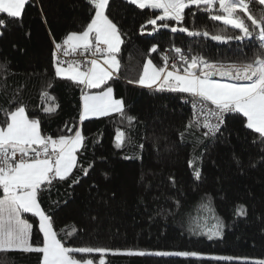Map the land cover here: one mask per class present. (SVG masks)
Instances as JSON below:
<instances>
[{"label": "trees", "instance_id": "1", "mask_svg": "<svg viewBox=\"0 0 264 264\" xmlns=\"http://www.w3.org/2000/svg\"><path fill=\"white\" fill-rule=\"evenodd\" d=\"M252 10L258 15L260 6L253 4ZM157 13L159 10L139 9L127 0H110L106 12L117 24L124 43L117 54L121 67L105 87H111L114 97L123 101L126 116L135 117L131 124L118 113L81 122L82 86L55 75L54 41L62 43L70 32L83 31L94 14L88 0H29L22 18L0 14L6 21V26L0 27V64L6 65L0 69V124L6 121V111L23 105L29 118L40 121L43 135L58 138L79 129L86 138L70 178L54 181L38 197L65 246L264 259V141L246 129L245 118L235 113L226 115L215 135L206 136L196 125L187 128L193 121L190 105L184 100L188 94L129 83L139 79L147 60L164 66L162 57H169L168 62L176 58L175 48L189 59L200 56L227 66L253 59L258 42L212 40L210 36L225 26L195 6L185 10L182 25L168 21L169 28L153 32V25L147 22ZM171 26L206 30L210 36L173 33ZM223 34L234 36L239 30L228 27ZM154 45L156 51H151ZM44 93L55 98V112H44ZM117 130L126 134L121 147L116 146ZM193 156H199V179L189 167ZM76 179L79 183H73ZM240 207L246 215H237ZM23 216L33 225L31 242L39 246L43 237L38 217ZM217 223L223 225L221 235L209 238L208 230ZM41 255L0 251V264H40ZM75 255L95 261L105 257L104 264L253 262L216 261L200 255Z\"/></svg>", "mask_w": 264, "mask_h": 264}, {"label": "snow or ice", "instance_id": "2", "mask_svg": "<svg viewBox=\"0 0 264 264\" xmlns=\"http://www.w3.org/2000/svg\"><path fill=\"white\" fill-rule=\"evenodd\" d=\"M139 9L159 10L160 14L147 23L153 25V32L160 28H169L168 21L181 24L185 19V10L193 6L199 11L209 14L212 21L225 26L215 35L208 31H192L186 27L171 26L173 33L179 31L191 37L203 36L214 41L226 43L230 40H256L258 49L254 58L227 66L214 64L200 56L190 59L181 54L180 48L174 51L181 61L180 65L168 64L169 57L164 56V66H156L151 60L143 64V69L136 81L142 87L155 91L186 93L192 97L194 120L186 126L203 127L208 131L205 135H215L224 125L226 115L235 113L245 118L244 126L258 134L264 141V0H127ZM29 0H0V14L8 18H22V13ZM94 14L83 31L70 32L62 43H56L53 52L55 75L71 80L82 86L80 121L91 117L108 116L118 113L131 124L135 117L126 116L124 103L113 96V89L105 87L118 72L121 62L117 54L124 43L121 32L106 14L110 0H88ZM260 6L259 14H254L252 5ZM195 15V13H193ZM157 21H160L159 25ZM250 22V23H249ZM6 21L0 19V27ZM145 26H141L143 33ZM230 27L239 30L234 36L224 35ZM151 51H156L154 45ZM64 56L76 54L91 56V59L62 60ZM102 59V63H101ZM66 65V66H65ZM6 65L0 64V69ZM220 77V79H216ZM51 87V85H49ZM100 92L85 90L102 89ZM46 98L44 112L53 113L58 107L55 98L42 94ZM51 102V103H48ZM6 121L0 124V251H22L39 253L40 264H94L92 259H78L75 254H104L106 248L67 247L58 238L54 230L52 218L42 210L39 194L54 181H65L70 178L78 166V153L85 147V137L79 129L74 135H61L58 138L45 136L41 132L40 121L31 119L23 105L6 111ZM200 116H203L201 121ZM69 131H72L69 129ZM181 133V137H183ZM116 146L121 147L126 141V134L120 130L116 133ZM91 165H89V168ZM189 167H194L189 161ZM84 175L88 169H83ZM199 179V169H194ZM79 183V179L73 181ZM204 207H207L205 205ZM30 213L39 218V232L42 243L34 246L31 242L33 225L25 218ZM237 215H246L243 207L237 209ZM223 225L217 223L208 230L209 238L220 236ZM127 255H146L143 251H127ZM156 256L197 257L192 252H156ZM216 261H231L233 257L213 256ZM99 264H104L101 259ZM252 264H264V260L253 261Z\"/></svg>", "mask_w": 264, "mask_h": 264}, {"label": "rangeland", "instance_id": "3", "mask_svg": "<svg viewBox=\"0 0 264 264\" xmlns=\"http://www.w3.org/2000/svg\"><path fill=\"white\" fill-rule=\"evenodd\" d=\"M159 14H160V12L157 13V15H159ZM216 79H220V77H216ZM85 91H90V92L96 93V91H94L93 89L92 90H85ZM100 91H102V90H98V92H100ZM198 159H199V156H193L191 158V160H190V161H193V163H194V167H191L193 173H194V169H198V166H197ZM23 218H25V217L23 216ZM38 220H39V218H38ZM127 251H134V252L143 251L146 254H153V253H156V252H173V253L174 252H184V251H177V250H150V249H144V248H136V249H109V252H107L106 254H124ZM199 255L200 256H204V257L227 256V257H233L234 259L250 260V261L264 260V259H259V258L237 257V256H230V255L211 254V253H202V254H199ZM101 259L104 260L105 257H101L98 261L93 260L94 264H99V262H100Z\"/></svg>", "mask_w": 264, "mask_h": 264}, {"label": "built area", "instance_id": "4", "mask_svg": "<svg viewBox=\"0 0 264 264\" xmlns=\"http://www.w3.org/2000/svg\"><path fill=\"white\" fill-rule=\"evenodd\" d=\"M55 51V45H54V48H53V52ZM58 56L60 59L62 60H81L83 61L84 59H91L92 57L91 56H81V55H76V54H70L68 56H64L62 53H58ZM176 62H181L178 58V55L176 56V58H174L173 60H171L170 62H168L169 66L172 64V63H176ZM66 66V65H65ZM184 100L188 101L189 105H190V109H191V112H192V118L194 120V110H193V107H192V97L188 96V97H185ZM200 119L201 121H203V116H200ZM222 127V126H221ZM202 129V131H204L205 133L208 131L207 129L203 128V127H199Z\"/></svg>", "mask_w": 264, "mask_h": 264}, {"label": "crops", "instance_id": "5", "mask_svg": "<svg viewBox=\"0 0 264 264\" xmlns=\"http://www.w3.org/2000/svg\"><path fill=\"white\" fill-rule=\"evenodd\" d=\"M101 63H102V59H101ZM96 92H98L97 90H95ZM114 96V95H113Z\"/></svg>", "mask_w": 264, "mask_h": 264}]
</instances>
